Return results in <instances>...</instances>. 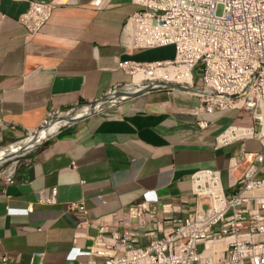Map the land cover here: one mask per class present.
<instances>
[{"label": "crops", "instance_id": "crops-1", "mask_svg": "<svg viewBox=\"0 0 264 264\" xmlns=\"http://www.w3.org/2000/svg\"><path fill=\"white\" fill-rule=\"evenodd\" d=\"M29 1L0 0V143L36 131L54 112L109 97L131 80L118 60L174 56L172 45L126 46L122 29L138 7L131 0H50L49 18L31 34L18 21ZM197 102L175 89L140 92L60 126L19 154L13 182L0 180V264H86L92 236L113 223L112 213L159 202L160 217V202H194L190 176L199 168L220 170L225 192H234L237 172L230 173L228 160L239 146L215 139L240 119L236 111L199 112ZM246 145L261 147L256 140ZM73 202L84 204L93 226H76L79 213L67 208Z\"/></svg>", "mask_w": 264, "mask_h": 264}, {"label": "built area", "instance_id": "built-area-1", "mask_svg": "<svg viewBox=\"0 0 264 264\" xmlns=\"http://www.w3.org/2000/svg\"><path fill=\"white\" fill-rule=\"evenodd\" d=\"M131 1L138 7L122 29L126 46L172 45L174 56L118 60L117 66L131 80L114 86L109 95L133 87L134 76L140 73L143 92L175 89L197 98L199 112L236 111L240 121L229 124L215 139L217 146H239L228 160L230 173L237 172L236 189L225 192L217 168H199L190 176L194 202H160V217L159 202H136L112 213L113 223H102L92 236L86 264H264V0ZM51 11L50 0H30L18 21L31 34ZM199 66L202 74L197 81L194 72ZM198 124L207 126L205 120ZM248 140L258 141L260 149L248 150ZM18 155L0 162V180L5 184L13 182ZM49 193L47 201H55L56 188ZM67 208L79 213L76 226H93L82 202ZM178 212L185 214L177 216ZM141 236L146 238L143 245Z\"/></svg>", "mask_w": 264, "mask_h": 264}, {"label": "bare ground", "instance_id": "bare-ground-1", "mask_svg": "<svg viewBox=\"0 0 264 264\" xmlns=\"http://www.w3.org/2000/svg\"><path fill=\"white\" fill-rule=\"evenodd\" d=\"M136 76H137V79H139L141 77V74L137 73L134 76L135 80H136ZM132 84H135V83H132ZM136 84H138L139 88L133 89L134 91L141 90V89H143L145 87V86H141L142 84L141 83L139 84V82L136 83ZM128 90H130V89H128ZM130 91H132V89ZM109 97H111V96H109ZM120 98H121V96H114L113 98H110V99H107V100H109V103H112V102H116ZM103 104H104V102H102L99 105H103ZM87 109H88V107L87 108L84 107L82 109L76 110L75 113L72 112V114L73 115H81L82 113H86ZM63 116L64 117H69V113H64V114L59 115L57 118H55L56 119L55 121H51V120L45 121L36 131L30 132L25 138L21 139L20 141H18L16 143H12V144L6 145L5 147H0V157H2L5 154H9V153L10 154L11 153L14 154L17 150H20V149L22 150L24 148L31 147V145L35 141L41 140L46 135L53 133L58 128V126L63 123V122L62 123L60 122V120L63 119V118H61Z\"/></svg>", "mask_w": 264, "mask_h": 264}, {"label": "water", "instance_id": "water-1", "mask_svg": "<svg viewBox=\"0 0 264 264\" xmlns=\"http://www.w3.org/2000/svg\"><path fill=\"white\" fill-rule=\"evenodd\" d=\"M124 93L121 94L120 90L119 91H116L114 92L112 95H110L111 97H103V98H100V99H97V100H94L92 102H87L85 103L87 106H89V111L87 110L86 113H82L81 115H73L72 112H69V117H61V118H65L64 122L61 124H65V123H68L70 121H73V120H77V119H80V118H83L85 116H88V115H91L93 114L94 110L93 108L98 104V107L100 109H98L96 112H98L99 110H101V105L99 106L100 103L102 102H105V100L109 99V98H113L114 96H121L120 99H123L124 97H131V96H134L136 95L137 93H140V92H143V90H137V91H131V92H125L123 91ZM74 109V108H73ZM71 109V111L73 110ZM70 111V110H69ZM56 119H51V121H55ZM52 134V133H51ZM51 134H48L46 135L45 137H43L41 140H37L35 141L32 146H35L37 143L41 142L43 139L49 137ZM21 152V149L20 150H17L14 154L13 153H9V154H5L3 155L2 157H0V162H3L4 160L8 159V158H11L15 155H18V153Z\"/></svg>", "mask_w": 264, "mask_h": 264}, {"label": "rangeland", "instance_id": "rangeland-1", "mask_svg": "<svg viewBox=\"0 0 264 264\" xmlns=\"http://www.w3.org/2000/svg\"><path fill=\"white\" fill-rule=\"evenodd\" d=\"M216 11H217V13L218 14H220L221 12H222V7H221V5H219L218 7H217V9H216ZM201 74H202V69H201V67L199 66L198 68H196V70H195V72H194V77H195V79L197 78V81H200V77H201ZM139 79H137V76H136V80L134 81L135 82V84H132L131 86H133L134 87V85L136 86V88H139V86H138V84H136V83H138L139 81H138ZM138 81V82H137ZM139 84H140V82H139ZM142 86V85H141ZM121 87H123V86H121ZM128 87H126V88H122V89H120V92H121V94L122 93H124L123 91L124 90H127V91H130V90H128L127 89ZM162 89H165V88H162ZM152 90H156V89H152ZM131 92V91H130ZM109 100H105V102H104V104L103 105H101V109L102 108H107V106L109 105V106H111L112 104H115V102H112V104L111 103H109L108 102ZM101 104V103H100ZM100 106V105H99ZM108 106V107H109ZM113 106V105H112ZM84 107H88V111H89V106H87L85 103H82V104H80V105H78V106H75V107H73L74 109L72 110L73 111V113H75V111L76 110H78V109H82V108H84ZM98 109H100L99 107H98V104L93 108V110H94V112H93V114H95V113H97L96 111L98 110ZM103 110V109H102ZM99 111H101V110H99ZM85 112V111H84ZM47 121V119H44L43 121ZM42 124V123H41ZM28 133H29V131H26L25 133H24V135L21 137V138H19V139H17V140H13V141H11V142H3V143H0V147H5L6 145H9V144H12V143H16V142H18V141H20L21 139H23V138H25L27 135H28ZM3 150V149H2ZM8 162V161H7ZM7 163H5L4 165H6Z\"/></svg>", "mask_w": 264, "mask_h": 264}, {"label": "clouds", "instance_id": "clouds-1", "mask_svg": "<svg viewBox=\"0 0 264 264\" xmlns=\"http://www.w3.org/2000/svg\"><path fill=\"white\" fill-rule=\"evenodd\" d=\"M127 92H130V91H127Z\"/></svg>", "mask_w": 264, "mask_h": 264}]
</instances>
